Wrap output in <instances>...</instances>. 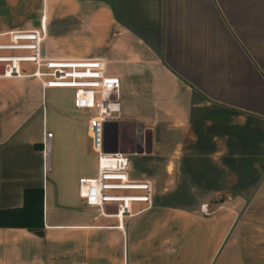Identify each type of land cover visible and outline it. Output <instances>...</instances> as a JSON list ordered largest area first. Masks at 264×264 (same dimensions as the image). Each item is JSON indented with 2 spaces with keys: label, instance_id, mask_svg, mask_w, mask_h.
I'll return each mask as SVG.
<instances>
[{
  "label": "crops",
  "instance_id": "obj_1",
  "mask_svg": "<svg viewBox=\"0 0 264 264\" xmlns=\"http://www.w3.org/2000/svg\"><path fill=\"white\" fill-rule=\"evenodd\" d=\"M42 22L43 57L100 58L119 78L104 147L152 205L122 227L87 206L89 110L33 71L0 73V210L42 187L44 223L0 227V264H264V0H0V43Z\"/></svg>",
  "mask_w": 264,
  "mask_h": 264
},
{
  "label": "built area",
  "instance_id": "obj_2",
  "mask_svg": "<svg viewBox=\"0 0 264 264\" xmlns=\"http://www.w3.org/2000/svg\"><path fill=\"white\" fill-rule=\"evenodd\" d=\"M8 41L0 43L1 75L23 76L21 64L35 66L30 76L38 79L44 89L71 88L76 109L95 110L87 120L90 149L97 158V173L78 179V195L87 206L97 207L103 216H114L122 227V219L133 215V204L152 205L153 188L149 180H134L128 173V155L105 150L104 128L107 121L120 118L119 78L105 73L100 58H47L41 46L46 28L10 31ZM10 52V53H3ZM51 135L45 134L43 160L50 152ZM44 170L46 171V166ZM113 209L112 212L106 210ZM208 213L207 205L201 206Z\"/></svg>",
  "mask_w": 264,
  "mask_h": 264
},
{
  "label": "trees",
  "instance_id": "obj_3",
  "mask_svg": "<svg viewBox=\"0 0 264 264\" xmlns=\"http://www.w3.org/2000/svg\"><path fill=\"white\" fill-rule=\"evenodd\" d=\"M0 227H23L41 235L43 223V189L26 188L20 208L0 210Z\"/></svg>",
  "mask_w": 264,
  "mask_h": 264
},
{
  "label": "rangeland",
  "instance_id": "obj_4",
  "mask_svg": "<svg viewBox=\"0 0 264 264\" xmlns=\"http://www.w3.org/2000/svg\"><path fill=\"white\" fill-rule=\"evenodd\" d=\"M3 53H10V52H3ZM21 69L23 72L28 73V72L34 71L35 66L31 63H22ZM46 98H47L48 103L52 102V100L58 101V103H65L69 99V97L66 96V94H62V93H59V94H52V93L49 94L48 93ZM94 113H95V110H89V112L87 113V117L89 118ZM91 155H92V159L87 160L86 167L87 169L92 168V170L94 169L96 170L97 158H96V155H94L92 152H91ZM95 175H96V172L91 176H95Z\"/></svg>",
  "mask_w": 264,
  "mask_h": 264
},
{
  "label": "water",
  "instance_id": "obj_5",
  "mask_svg": "<svg viewBox=\"0 0 264 264\" xmlns=\"http://www.w3.org/2000/svg\"><path fill=\"white\" fill-rule=\"evenodd\" d=\"M1 72H2V67H0V73H1ZM112 123H114V121H107V122L105 123V125H106V124H112ZM106 210H107V211H110V212L113 211V209H112L111 207H107Z\"/></svg>",
  "mask_w": 264,
  "mask_h": 264
}]
</instances>
